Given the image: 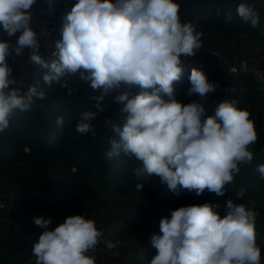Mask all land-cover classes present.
I'll return each mask as SVG.
<instances>
[{
    "label": "clouds",
    "instance_id": "9594fccd",
    "mask_svg": "<svg viewBox=\"0 0 264 264\" xmlns=\"http://www.w3.org/2000/svg\"><path fill=\"white\" fill-rule=\"evenodd\" d=\"M47 2L51 10L54 0ZM36 3L0 0V29L16 37L15 43L0 41V131L9 127L16 110H30L34 98H45L36 85L22 94L9 65V57L29 49L30 62L47 69L45 85L59 83L71 95L67 81H61L79 73L100 93L91 97L96 111L81 113L76 125L80 134L95 133L92 121L104 111L105 97L116 92L119 120L106 124L119 139L110 141L107 159L121 153L135 157L142 165L134 170L136 176L155 175L176 195L184 189L196 196L205 190L223 196L239 165L252 162L250 148L258 137L250 112L233 101L222 100L213 115H206L201 103L182 104L174 98V82L183 75L182 57L201 50L203 35L195 23L181 21L176 0H77L62 17L51 62L39 54L38 34L31 27ZM236 11L242 21L258 26L259 12L251 5L241 3ZM231 19L229 13L226 22ZM189 81L187 94L202 99L218 87L195 67ZM134 87L141 91L133 95ZM57 124H63V117ZM256 171L264 179V164ZM243 193L241 189L240 197ZM33 222L44 229L32 246L35 264H95L91 254L104 233L94 220L70 215L55 228H50V218L36 216ZM159 227L162 234L151 237L157 251L150 264H261L255 215L245 204L228 200L223 217L211 203L179 207L162 217Z\"/></svg>",
    "mask_w": 264,
    "mask_h": 264
},
{
    "label": "trees",
    "instance_id": "16d2710c",
    "mask_svg": "<svg viewBox=\"0 0 264 264\" xmlns=\"http://www.w3.org/2000/svg\"><path fill=\"white\" fill-rule=\"evenodd\" d=\"M247 1L238 0L232 7V19L226 22L228 15L218 12L213 5L197 7L191 0H176L180 5L181 21L195 23L197 31L203 35L217 38L244 35L264 42L262 24L253 28L237 15L238 5ZM15 40V36L8 37L0 29V41L15 43ZM182 60L183 75L180 81L174 82V98L182 104L199 102L206 109V115H213L215 106L210 99L211 93L206 99L196 94H187L191 69L195 67L202 70L209 81L213 82L206 72L209 67H205L199 60ZM9 65L13 68L16 86L20 87V56L9 57ZM46 72L47 69L41 68L34 83L38 90L44 91L45 98L41 102H34L30 110H16L9 127L0 131V179L19 188L11 198L13 203L19 206L25 203L22 207L28 213L41 211L49 217L63 213L84 216L87 206L96 196L94 183L104 186L115 184L116 196L127 195L142 185L147 199L161 206L174 203L183 194L184 189H180V194L176 195L166 184L160 186V178L155 175L136 176L134 170L142 165L135 157L121 153L111 160L106 158V152L111 149L110 141L119 139L111 130L110 123L106 124V120L112 122L113 118L112 94L105 97L104 111L99 112L92 121L95 133L82 134L83 144L77 149L74 143L76 125L80 122L81 113L96 111L95 101L91 97L100 93L93 91L89 83L81 80L77 73L61 81H67V87L73 90L69 95L67 89L59 83L53 82L51 87L45 85L43 75ZM235 86L246 89L234 102L238 108L249 111V118L253 121V100L258 95L257 89L244 79L235 83ZM140 91L139 88L137 94ZM58 117H63L62 125L57 124ZM261 164L264 161L249 166L250 179L261 178L256 171ZM32 229L28 223L16 227L6 220L0 222V264H8L11 256L28 249Z\"/></svg>",
    "mask_w": 264,
    "mask_h": 264
},
{
    "label": "rangeland",
    "instance_id": "374dc122",
    "mask_svg": "<svg viewBox=\"0 0 264 264\" xmlns=\"http://www.w3.org/2000/svg\"><path fill=\"white\" fill-rule=\"evenodd\" d=\"M59 0H57L58 3ZM193 4L200 7L203 4L213 5L218 12H224L227 15L232 13V7L238 0H191ZM42 0H37L32 9L34 14ZM70 0H63L61 10L67 13ZM77 0L72 2L75 4ZM251 5L259 12V24L264 28V0H248ZM62 17L59 9V22L61 25ZM258 24V25H259ZM34 31H37L35 25H31ZM260 27V26H259ZM54 41L59 36V30H55ZM202 48L192 57L193 60H199L205 67L207 74L211 76L213 82L218 87L215 92L210 94L212 104L216 107L222 100L235 101L240 93L246 92L244 87H237L235 83L242 79L250 81L253 86L261 90V96H255L253 100V122L257 133V141L251 146L253 160L250 164L239 165L240 171L234 177V182L227 186V192L223 196H216L207 190L196 196L194 192L185 190L183 194L172 204L161 206L151 203L144 191L143 186L139 185L135 190L124 196H116V185L104 186L94 183L96 196L87 206L85 218L95 221L98 229L104 233L103 242L100 243L94 255L95 264H150L156 249L151 245L153 234L161 235L160 220L162 217L169 216L172 210L179 207L195 204L211 203L214 210L221 217L226 214V204L231 200L234 204H245L255 215L256 243L261 248V264H264V179H250L251 164L264 161V42H258L248 36H236L232 38H217L210 35H202ZM49 46L39 47V54L46 61L49 60ZM213 52L218 53V58L213 57ZM30 50L25 49L20 56L21 59V93H26L28 88L34 85L37 75V68L40 67L30 62ZM239 60H246L250 64L248 74L238 80L226 78L230 66L236 65ZM234 86V87H233ZM139 87L131 89L133 95L137 94ZM116 92L112 93L113 118L112 122L119 120L118 109L121 107L114 102ZM34 102L39 99L34 98ZM122 123V121H121ZM74 143L77 149L83 144L82 134L76 132ZM160 186L164 183L159 181ZM18 186H11L0 179V222L6 220L13 223L16 227L24 223L32 225V231L29 239L28 249L10 257L8 264H35V257L32 256V246L38 241L40 234L44 229L35 225L33 217L41 216L45 219H51L50 228H55L63 223L69 215L60 214L55 217H49L41 211L27 212L22 206L12 202L14 193ZM244 189L243 197H240V190ZM111 243L114 247L109 248Z\"/></svg>",
    "mask_w": 264,
    "mask_h": 264
},
{
    "label": "built area",
    "instance_id": "2783aa9c",
    "mask_svg": "<svg viewBox=\"0 0 264 264\" xmlns=\"http://www.w3.org/2000/svg\"><path fill=\"white\" fill-rule=\"evenodd\" d=\"M63 0H59L57 3V0H54V3L52 4L51 10L49 9V5L47 0H42L40 3V6L38 10L32 14V22L31 25H35L37 27V34L39 38V44L40 46L48 47L50 48L49 53V60L48 62L55 59L53 56V53L56 51L55 49V43L60 37H56L54 40V31L59 30L60 28V22H59V9L61 10V4ZM69 7H67V11H70L72 6L74 5L72 2H69ZM213 57L218 58V53L213 52ZM42 67H39L37 70V73L35 75H38L39 71ZM250 70V64L246 60H239L236 65L230 66V69H226L227 74L226 78L232 80H238L239 78L245 77ZM42 99H39V102H41Z\"/></svg>",
    "mask_w": 264,
    "mask_h": 264
},
{
    "label": "crops",
    "instance_id": "0c3cea01",
    "mask_svg": "<svg viewBox=\"0 0 264 264\" xmlns=\"http://www.w3.org/2000/svg\"><path fill=\"white\" fill-rule=\"evenodd\" d=\"M34 7V6H33ZM60 14H61V16H63L64 14H65V12H64V10L62 9V10H60ZM39 68V67H38ZM37 68V69H38Z\"/></svg>",
    "mask_w": 264,
    "mask_h": 264
},
{
    "label": "water",
    "instance_id": "95a60500",
    "mask_svg": "<svg viewBox=\"0 0 264 264\" xmlns=\"http://www.w3.org/2000/svg\"><path fill=\"white\" fill-rule=\"evenodd\" d=\"M257 93L259 96H261V90L260 89L257 90Z\"/></svg>",
    "mask_w": 264,
    "mask_h": 264
}]
</instances>
